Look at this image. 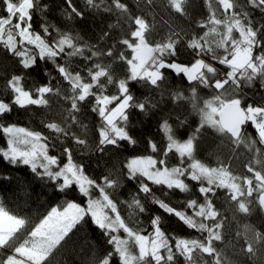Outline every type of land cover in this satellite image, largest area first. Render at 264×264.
<instances>
[{"label":"snow or ice","instance_id":"obj_1","mask_svg":"<svg viewBox=\"0 0 264 264\" xmlns=\"http://www.w3.org/2000/svg\"><path fill=\"white\" fill-rule=\"evenodd\" d=\"M145 3L153 5L154 0ZM64 5L65 23L58 25L47 19L49 5L42 0H0V51L14 58L19 69V74L6 77L7 98L0 95V137L5 140L0 162L26 167L44 188L52 189L51 198L60 201L29 226L0 200V264H52L71 236L88 226L98 230L105 243L90 264H234L216 245L223 240L226 223L216 200L222 190L226 210L233 215H248L254 207L264 210V149L257 147L264 145V97L247 102L244 92L256 82L264 90V0H203L207 14L197 22V30H171L159 41L149 38L150 25L123 0H64ZM166 5L188 16L189 0H166ZM89 12L116 17L95 43L73 34L70 27ZM34 14L42 21L39 31L33 26ZM116 28L121 35L114 38L111 30ZM181 48L190 50L187 63L178 60ZM41 62L51 65L44 69L46 82L29 84V74ZM170 74L186 82L190 95L171 87ZM198 89L214 94L201 105ZM165 95L192 105L199 116L194 128L187 116L177 115L170 123L169 112L159 125L163 147L148 138V154L131 156L122 167L99 176L74 159L76 148L85 150L82 155L91 150L87 137L73 131L87 128L80 119L82 108L90 104L99 120L94 131L99 164L111 150L137 145L129 131L131 115L163 111ZM54 103L60 111L51 120H41L48 135L7 120L16 109L52 111ZM247 125L255 130V138L248 135ZM186 127L192 131L178 138L179 129ZM208 130L249 149L246 174L197 158ZM57 144L59 154H51ZM170 158L176 163L170 165ZM5 178L10 179L0 176V181ZM126 182L135 191L123 199L120 190ZM154 188L165 198L186 194L179 202L182 207L166 202ZM157 209L198 236L167 232L163 215L154 214ZM236 236L237 257L260 264L264 232L245 225Z\"/></svg>","mask_w":264,"mask_h":264},{"label":"trees","instance_id":"obj_2","mask_svg":"<svg viewBox=\"0 0 264 264\" xmlns=\"http://www.w3.org/2000/svg\"><path fill=\"white\" fill-rule=\"evenodd\" d=\"M79 4V0H76ZM131 12L134 15H142L146 22L150 25V39L153 41H159L162 38L170 34L171 30L179 32L183 29L185 32L191 33L197 30V22L203 19L207 11L203 5V0H189L188 16L183 17L175 14L167 8L166 0H154L153 5H147L145 0H123ZM42 3L49 5V11L47 13V19L50 22L63 25L65 22L62 17L61 9L65 6L64 0H42ZM82 7V5H80ZM3 12L0 10V15ZM41 19L39 14H34L33 26L39 31ZM115 24L116 17L106 14L87 13L83 20H77L71 22L70 27L73 34L78 33L85 41L95 43L97 37L102 30L107 31L108 24ZM126 27V26H125ZM68 30V29H65ZM111 35L116 38L121 35L119 28L111 30ZM108 43H112L111 40ZM190 50H184L181 48V53L178 56V60L187 63L190 59ZM51 69L50 64L41 62L39 67L34 69L28 77V82L44 83L46 82V76L44 69ZM19 74L18 66L15 59L4 51H0V95L7 98L4 85L6 83V77L10 74ZM170 85L173 89H180L185 92L186 95H190L187 91V84L183 82L180 77L170 74ZM133 91L140 95V91L136 88ZM247 102L253 100L259 101L261 97H264V90L261 89L259 82H256L253 88L244 89ZM214 93L210 89H198V97L200 98V104L203 100L209 99ZM157 99L159 97L157 96ZM179 103V107L177 104ZM53 110L47 111L37 106H31L28 111L22 109L14 110L13 114L7 117L10 122L17 123L19 126H24L35 131H42L45 135H48V130L43 127L41 120H51L56 112L60 111L58 104L52 105ZM163 111H157L155 114L143 115L139 113H133L130 117L131 124L129 126L130 134L138 141L135 146H127L125 144L119 151L111 150L104 156V160L98 164L99 154L95 151V126L99 123L98 117L91 112V105L82 108L80 119L83 125H86V130L77 126L73 131H77L78 134L86 136L88 139L90 151L87 154L82 155L85 151L82 148H76L74 152V159L77 162L86 163L89 174L93 176H99L102 172H106L107 169L115 171L117 168L122 167L123 162H126L128 158L134 155L148 154L146 152V140L152 138L161 147L165 144V138L163 132L160 130V122L163 116H166L169 112L173 115V123L177 115L188 117L189 124L192 128L196 126V122L199 120V116L193 114L192 105L187 101L174 102L168 99L165 95L163 102L160 105ZM192 128H183L178 131V138H184L185 132L192 131ZM248 135L252 138L256 137L255 130L251 125L246 126ZM5 144L3 137H0V145ZM264 149V145H257ZM59 144L51 154H59ZM252 153L248 148L243 145L237 146L230 144L227 140H221L218 138L212 130H208L207 134L200 139L199 151L197 158L203 162L210 164L211 166L223 165L229 167L234 174L242 175L246 174V168L244 165L248 161ZM175 158H170L169 164H175ZM0 176L10 177L0 181V200L3 201L5 207L14 214L26 218L30 225L38 223L50 210L55 203L52 197V189L44 188L41 183L33 177L30 171L26 167L13 168L6 163L0 162ZM194 183V182H190ZM156 194L164 198L166 202H170L173 206L182 207L179 203L186 198V194L170 193L169 197L165 198L161 195L162 190L155 189ZM135 191L134 185L131 182H126L124 187L120 190V198L127 199L128 194ZM47 192V195L43 193ZM51 198V199H50ZM217 207L224 212L226 217L225 227L223 229V240L217 241L216 245L222 249L225 256L231 259L234 264H253L247 257L239 256L233 251L234 248L238 250L237 244V232H243L244 226L248 225L256 228L259 231L264 232V210L259 207H254L253 211L248 214H235L228 209L227 204L223 202V195L221 190L220 197L216 200ZM155 208V206H152ZM126 215V211L123 213ZM154 214H162V210L157 209ZM163 215V227L169 232L178 236L184 237H196L198 233L193 229H188L178 222L174 217H169L167 214ZM144 222V226H147V218L141 217ZM105 247L104 240L101 233L98 230H94L91 226L76 232L71 238L64 244L54 256L52 264H90V261L95 253L102 252ZM260 264H264V255L260 259Z\"/></svg>","mask_w":264,"mask_h":264}]
</instances>
